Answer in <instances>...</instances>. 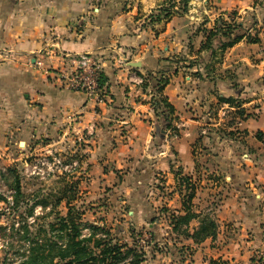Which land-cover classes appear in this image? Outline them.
<instances>
[{
	"label": "crops",
	"instance_id": "1",
	"mask_svg": "<svg viewBox=\"0 0 264 264\" xmlns=\"http://www.w3.org/2000/svg\"><path fill=\"white\" fill-rule=\"evenodd\" d=\"M170 3L175 12L154 20ZM180 8V0H0V164L67 145L92 210L105 203L121 221L126 212L153 240L165 231L161 256L250 264L249 250L263 244L264 0ZM232 13L242 39L204 47ZM87 52L104 59L98 103L45 74L64 65L60 54ZM222 98L239 111L223 117ZM158 99L171 107L166 120ZM6 177L0 171L2 186ZM208 223L215 235L196 238Z\"/></svg>",
	"mask_w": 264,
	"mask_h": 264
},
{
	"label": "rangeland",
	"instance_id": "2",
	"mask_svg": "<svg viewBox=\"0 0 264 264\" xmlns=\"http://www.w3.org/2000/svg\"><path fill=\"white\" fill-rule=\"evenodd\" d=\"M40 143L42 146L46 145V141ZM64 143L66 144L67 141H63V145ZM48 150L28 155L27 158H23L24 160L19 165L12 163L9 167L0 164V168L3 167L7 170L8 178L11 181L14 177L10 170H15L14 176H17L21 192V195H16L13 190H10L6 182L3 184L4 186L0 182V264H25L29 255L28 238L38 239L40 244L44 246V254L48 255L50 242L57 241V229L48 231L47 224L52 223L57 226L58 218L66 216L70 208L72 215L77 217V222L86 224L99 221V226L109 231L110 235L120 244L143 251L136 242L138 237L148 236L147 227L144 224L140 226L128 225V222H125L129 218L126 212H123V221L119 220L116 218V212L105 203L101 206L98 205L99 207H96L98 210H92L95 207L89 206L88 200L80 188V180L76 173L78 164L77 167L68 168L72 163L68 157V146L64 145L62 149L48 148ZM54 159H59L62 164L67 166V169L61 168V166L54 167L53 162H51ZM42 161L45 162L44 165L41 164ZM20 208L25 211L23 215L18 213ZM30 209L32 213H30ZM25 226L30 231L31 236L25 233ZM38 226L46 228V232L37 235ZM260 230V238L263 244L249 250L253 256V262L250 264H264V223H261ZM83 233L86 234L87 230H84ZM236 234L238 237V232ZM162 235L168 236L165 231L159 232L158 237L153 236L154 240L152 237L150 240L155 242V239H159L158 245L156 243L150 245L152 248L154 245V249L158 253L157 256H154L156 259L150 258L152 254L148 248L146 252L149 258L143 264H191L190 259L185 260V262H181L179 259L172 262L161 256L160 252L165 251L164 245L160 242ZM61 241L59 240V242ZM171 247L175 246L172 244ZM228 263L223 261L220 264Z\"/></svg>",
	"mask_w": 264,
	"mask_h": 264
},
{
	"label": "trees",
	"instance_id": "3",
	"mask_svg": "<svg viewBox=\"0 0 264 264\" xmlns=\"http://www.w3.org/2000/svg\"><path fill=\"white\" fill-rule=\"evenodd\" d=\"M182 8L186 10L188 0H180ZM174 4L170 3L167 8H163L160 12L154 15V20L168 19L175 11H173ZM181 7V6H180ZM242 23H227L223 18H220L215 23V28L207 36L204 47L212 48V43L219 38V49L225 50L238 42L243 37ZM102 85L104 79L101 81ZM220 101L228 103L229 105H239L236 100L229 98H222ZM156 107L160 110V115L164 120L172 113L171 107L163 100L155 101ZM13 174V180L8 177L4 179L10 190L14 194L21 195L19 181L17 176H14L15 170H10ZM10 177V176H9ZM11 181V182H10ZM17 206V204H16ZM23 208L18 210L20 215L24 214ZM32 210L30 209V213ZM75 216L72 215V209L68 210L66 216H60L56 222L57 226L52 223L47 224L49 230H56L57 241L50 242L49 254H44V246L40 244L38 239H29V248L27 262L25 264H143L147 256L146 248L151 247V243L142 248L143 251L128 248L122 245L118 240H115L110 232L94 223L81 224L76 221ZM182 224H188L187 217L181 218ZM56 227V228H55ZM87 230V233H83ZM25 233H31L24 227ZM41 232H46V228L38 226L37 235ZM196 238L204 239L208 236L215 235V227L212 223L201 224L200 229L196 232ZM59 240H62L59 242ZM155 245V244H154ZM153 245V247H154ZM53 251V252H52ZM48 259V260H47ZM57 261V262H55Z\"/></svg>",
	"mask_w": 264,
	"mask_h": 264
},
{
	"label": "built area",
	"instance_id": "4",
	"mask_svg": "<svg viewBox=\"0 0 264 264\" xmlns=\"http://www.w3.org/2000/svg\"><path fill=\"white\" fill-rule=\"evenodd\" d=\"M224 20L227 23H236L239 22V16L235 14H229L224 18ZM60 56L63 58L64 65L60 69L45 70V74L50 73L52 79L57 84H59L61 89L81 93L85 96L87 102H100L103 96V85L101 81L103 80L104 75V59L92 52L75 55L62 53ZM125 61L126 60L124 58L120 59V63L124 65ZM40 64L41 63H39V65ZM133 77L134 76L131 78ZM132 80H137L138 83L142 82L141 79H137L136 77H134ZM238 111L239 108L237 106H232L229 104L223 105L222 109L220 110L223 117L230 114H236ZM51 162H53L54 167L61 166V168L67 169V166L62 164L59 159H54ZM41 164L44 165L45 162L42 161ZM74 167H77V163H71L68 166L70 169ZM0 171L2 173L6 172L5 168L3 167L0 168ZM150 240L151 235L148 233V236H145L144 238L138 237L136 243L138 246L146 248L151 243Z\"/></svg>",
	"mask_w": 264,
	"mask_h": 264
},
{
	"label": "water",
	"instance_id": "5",
	"mask_svg": "<svg viewBox=\"0 0 264 264\" xmlns=\"http://www.w3.org/2000/svg\"><path fill=\"white\" fill-rule=\"evenodd\" d=\"M134 66V65H133Z\"/></svg>",
	"mask_w": 264,
	"mask_h": 264
}]
</instances>
